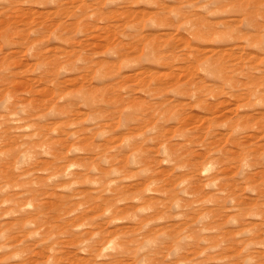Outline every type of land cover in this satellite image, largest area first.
<instances>
[{"label": "rangeland", "instance_id": "374dc122", "mask_svg": "<svg viewBox=\"0 0 264 264\" xmlns=\"http://www.w3.org/2000/svg\"><path fill=\"white\" fill-rule=\"evenodd\" d=\"M0 264H264V0H0Z\"/></svg>", "mask_w": 264, "mask_h": 264}, {"label": "bare ground", "instance_id": "6f19581e", "mask_svg": "<svg viewBox=\"0 0 264 264\" xmlns=\"http://www.w3.org/2000/svg\"><path fill=\"white\" fill-rule=\"evenodd\" d=\"M86 24V23H85ZM88 25V24H87Z\"/></svg>", "mask_w": 264, "mask_h": 264}]
</instances>
